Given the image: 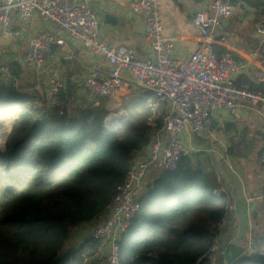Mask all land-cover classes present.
<instances>
[{
  "label": "trees",
  "instance_id": "trees-1",
  "mask_svg": "<svg viewBox=\"0 0 264 264\" xmlns=\"http://www.w3.org/2000/svg\"><path fill=\"white\" fill-rule=\"evenodd\" d=\"M263 87L246 90L258 93ZM18 94L12 80L0 85V109ZM136 99L125 106L127 124L111 128L105 98L75 114L62 95L54 109L61 116L28 107L19 113L0 149V264H85L87 258L97 264L100 257L105 263L106 248L94 239L76 250L67 246L77 229L104 213L135 154L150 145L151 111L146 100ZM39 103L45 105V98ZM164 116L155 121L158 128ZM214 182L189 156L175 171L160 172L119 242L120 264H212L207 256L218 245L228 213ZM243 251L230 247L228 261ZM248 264H264V254Z\"/></svg>",
  "mask_w": 264,
  "mask_h": 264
},
{
  "label": "built area",
  "instance_id": "built-area-1",
  "mask_svg": "<svg viewBox=\"0 0 264 264\" xmlns=\"http://www.w3.org/2000/svg\"><path fill=\"white\" fill-rule=\"evenodd\" d=\"M130 11L143 18L144 36L151 49L147 57L102 41L98 20L86 2L0 0V29L10 31L15 20L26 23L35 17L51 27V31L33 38L23 54L26 67L46 83L45 105L33 103L28 108L45 115H62L54 109L60 106L64 85L60 70L51 68L49 59L55 48L77 43L109 67L107 71L92 69L82 84L92 107L100 99H109L106 124L126 123L128 111L120 102L137 92L150 97L147 107L151 113L160 111L165 115L159 128L149 120V147L142 151L145 153L135 154L124 182L104 213L90 223L89 238L106 248L105 264H120L119 242L141 209L142 188L150 172L155 168L175 171L181 158L188 156L183 135L206 136L212 118L223 112L234 115L254 107L264 108V87L258 93L236 87L242 67L235 57L215 53L216 29L222 19L234 13L230 0H211L208 10L193 15L192 25L199 34L197 49L181 58L174 56L173 44L164 36L159 0H133ZM12 78L11 67L0 62V85ZM113 114L119 119L113 120ZM260 161L264 167V146ZM215 253L214 248L207 256L212 264H216Z\"/></svg>",
  "mask_w": 264,
  "mask_h": 264
},
{
  "label": "crops",
  "instance_id": "crops-1",
  "mask_svg": "<svg viewBox=\"0 0 264 264\" xmlns=\"http://www.w3.org/2000/svg\"><path fill=\"white\" fill-rule=\"evenodd\" d=\"M72 1L86 2L94 12L114 17L109 21L106 17V21L99 22L102 41L130 48L141 57L149 56L151 49L144 36L143 18L130 11L133 0ZM230 2L234 13L230 18L222 19L216 29L215 53L219 57H235L242 67L235 80L238 86L258 89L264 86V0ZM159 3L164 36L173 44L174 56L188 57L196 51L199 36L192 25V17L198 11L208 10L211 0H159ZM49 31L51 27L39 17L26 23L15 20L10 31L0 29V62L11 67L12 75L16 73L12 81L19 93L17 99H8L5 102L7 107L0 109L1 125L6 127L4 134L11 131L24 108L33 103L40 104L46 95V83L41 86L34 72L22 66L18 59L5 61L4 57L15 49L19 50L17 40L23 35L17 51L23 59L30 41ZM49 65L60 70L59 77L64 85L61 95L68 109L75 113L80 107L86 109L89 102L82 86L85 77L92 69H109L104 61L96 59L77 43L55 48ZM22 82L26 85L19 86L18 83ZM134 94H139L136 98L146 102L150 99L143 93ZM183 143L188 156L199 160L202 168L215 177V193L224 195L227 200L228 213L218 237L215 263H250L256 254H264V167L260 161L264 146V108L254 107L234 115L223 112L212 118L206 136L186 134L183 135ZM160 172L159 168L150 172L142 188L143 193ZM91 227L89 223L76 230L73 236L80 245L90 239ZM230 247L244 250L233 262L228 261ZM100 258L101 262L97 264L104 263Z\"/></svg>",
  "mask_w": 264,
  "mask_h": 264
},
{
  "label": "rangeland",
  "instance_id": "rangeland-1",
  "mask_svg": "<svg viewBox=\"0 0 264 264\" xmlns=\"http://www.w3.org/2000/svg\"><path fill=\"white\" fill-rule=\"evenodd\" d=\"M38 78V81H39V83H40V85L43 83V79H41V77L40 76H38L37 77ZM18 85L20 86V85H26V83H24V82H22V83H18ZM42 86V85H41ZM137 96H139V94H135V95H131V96H126V97H123L122 98V100H121V102L120 103H122L123 104V106L125 107L126 105L127 106H132L133 104L132 103H135L136 101H137V99H136V97ZM111 100H114V98H111ZM109 102V99H107L106 101H101V103L103 104V106H105V108H106V110H107V106H106V104ZM115 106H119V105H115ZM116 111H117V109H115ZM108 111V110H107ZM71 112L72 113H75V112H73L72 110H71ZM130 113L128 112V118H127V120H126V123L125 124H127V122L130 120V118H131V115H129ZM108 115H109V113H108ZM162 116V112H160V111H158V112H156V113H151V116L148 118V120H147V123H149V120L150 119H152V121H154V123H155V121H157V119H159L160 117ZM1 121H2V119H1V117H0V149H2V150H4V143H5V141H4V136L7 134H4V132H5V126H3V125H1ZM153 183V182H152ZM152 183H150V184H152ZM82 245V244H81ZM80 245V242L78 241V239H76V238H74V236H72L71 237V240H70V243H69V245L67 246V249L68 250H72V249H78V247L79 246H81ZM215 249H216V252H217V247H215ZM91 261V258H87L86 260H85V264H88L89 262ZM103 264H105V263H103Z\"/></svg>",
  "mask_w": 264,
  "mask_h": 264
},
{
  "label": "water",
  "instance_id": "water-1",
  "mask_svg": "<svg viewBox=\"0 0 264 264\" xmlns=\"http://www.w3.org/2000/svg\"><path fill=\"white\" fill-rule=\"evenodd\" d=\"M95 13V16H96V18H97V20H98V23L99 22H101V20H105V18L107 19V21H109L110 19H114V17H111V16H107V15H104L103 13H101V12H94ZM106 21V20H105ZM21 37H23V35H21L20 37H18V40H17V42H18V44H17V48L20 50V46H21ZM19 50H14L12 53H9L8 55H5V61H8V59L9 58H13L14 60L15 59H18L19 61H20V63L22 64V66H26L25 65V62H24V60L21 58V56L20 55H18V52L17 51H19ZM109 128H111V127H113L115 124L114 123H109V124H106Z\"/></svg>",
  "mask_w": 264,
  "mask_h": 264
},
{
  "label": "bare ground",
  "instance_id": "bare-ground-1",
  "mask_svg": "<svg viewBox=\"0 0 264 264\" xmlns=\"http://www.w3.org/2000/svg\"><path fill=\"white\" fill-rule=\"evenodd\" d=\"M111 118L114 120V119H119V116H115L114 114L111 115Z\"/></svg>",
  "mask_w": 264,
  "mask_h": 264
}]
</instances>
